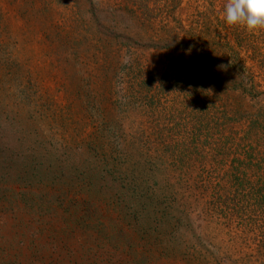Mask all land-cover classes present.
<instances>
[{
    "label": "rangeland",
    "instance_id": "rangeland-1",
    "mask_svg": "<svg viewBox=\"0 0 264 264\" xmlns=\"http://www.w3.org/2000/svg\"><path fill=\"white\" fill-rule=\"evenodd\" d=\"M195 7L208 5L0 0V264H264V204L241 202L238 190L232 201L233 155L212 160L207 154L203 164L211 173L195 172V184L178 180L182 172L152 171L154 149L138 141L151 130L149 120L169 138L164 144L175 143L170 129L181 136L190 130L182 109L190 104L189 88L175 85L171 78L179 72L169 68L179 52L157 47L176 44L164 30L187 25ZM135 50L148 55L155 72L151 104L141 102L139 86L131 90L126 71L109 69L117 60L118 67L126 64ZM196 58L200 77L210 72L204 66L221 65L210 54ZM261 85L264 91V78ZM258 98L246 103L264 113V97ZM251 141L256 180L264 177V131ZM247 149L237 151L245 162ZM117 152L134 155L119 167L132 173H119L112 160ZM190 159L203 161L197 152ZM144 163L149 168L142 174ZM223 187L228 192L215 194Z\"/></svg>",
    "mask_w": 264,
    "mask_h": 264
},
{
    "label": "trees",
    "instance_id": "trees-1",
    "mask_svg": "<svg viewBox=\"0 0 264 264\" xmlns=\"http://www.w3.org/2000/svg\"><path fill=\"white\" fill-rule=\"evenodd\" d=\"M205 1L208 5L205 10L199 11L195 7L193 11H189L186 18L187 25L178 22V27L164 30L166 34L168 33L167 30L170 31L167 37L172 36V39H170L175 41L176 44L157 47L179 52L177 58L173 57V65H170L169 68H172V71L179 72V75L175 72L172 73V75L176 74L171 78V80H174V84L181 85L182 83L184 86V83H186L184 89L189 88L187 90L189 93L186 92L184 95L185 99L190 100V104L186 109H182L186 113V117L189 118L190 130L181 136L182 131L179 132L180 129H170L176 131L171 132L170 135L171 140L175 139V143L174 145L169 142L164 144L161 142H166L169 138L167 136L163 137L161 132L156 131V126H152L153 123L149 120L146 123L150 125L151 130L147 129L142 132L141 136L144 140L139 138L138 141L140 140V143L144 141L147 147L154 149L156 160L150 165L152 171H158L164 167L168 171L182 172L180 175L183 176L178 180H183L185 176L187 179L193 180L195 184V172L198 171L199 176L211 173V171L205 169L206 165L203 164L207 154L212 156V160H215L216 156L226 158L233 155L232 164L238 165V170L239 167L243 166L244 170L237 171L236 167L233 169L236 171L233 172V178H230L234 188H230L234 196L232 201L238 196L235 191L238 190L242 191L241 202L245 198V200L248 199V202H253L254 205L264 204V177L256 176V180H254V175L251 173L253 167L251 159L253 160V156L249 152L253 148L251 141L253 134L264 131V113H257L250 108V103H246L248 99L264 97V91H261V80L264 78V29L248 31L241 26H229L221 18L226 0ZM176 2L178 0H172V3ZM185 26L188 27L185 28ZM221 30L226 33L223 35L220 33ZM178 32H183L185 37H181ZM193 32L194 34H192ZM161 38L168 39L164 36H161ZM198 54H210L211 58H214V61H219L221 65L204 66L210 72L200 77L199 67H201V64L195 63ZM147 57L148 55L144 51L135 50L129 53L126 64L118 67L119 60L116 59V66L113 69L109 67L111 72L118 69L127 72L131 90L139 86L143 92L144 97L141 100L143 104L153 102L151 99L153 96H149L150 86L156 79L154 70L148 68L149 61ZM211 67L218 70L214 71ZM238 98L239 100H237ZM212 99L219 103H211ZM92 103L98 110V100H94ZM253 104L258 106L257 101ZM167 111L165 108L162 112L166 113ZM151 112L150 116L152 117L158 113L157 109ZM181 114L182 112H180ZM186 117L183 118L185 123L187 121ZM164 118L173 125L172 117L164 115ZM97 128H99V125L95 127L94 135L99 137L100 133H98ZM226 132L229 136H226ZM103 136L104 139L106 135ZM155 140L158 141V144L152 147L151 145ZM184 140H189L187 145L184 144ZM227 140L229 143H227ZM240 146L248 147L247 151L242 152L247 155L249 161L246 160L245 162L243 159L238 158L240 153L237 151ZM199 148H202V151ZM93 149L97 152L99 158H103V149L99 141H94ZM127 152H117L112 158L114 165L118 166L119 173L123 172L125 175L132 172L123 171L119 167L125 169L124 165L134 157L133 154ZM194 152L202 156L203 161L199 160V163L195 164L190 159L193 157ZM108 156L110 157V155ZM217 162L215 163L217 165L223 164V160ZM260 164L264 165V158H261ZM200 167L201 169H197ZM148 168L149 166L147 167L145 163L142 164L141 173L144 174L145 169ZM213 170L215 171V168ZM140 180V182H144L142 181V175ZM223 190L228 192V189L223 187L218 188L215 194H223ZM141 194L140 196H142ZM143 194L147 196L145 193Z\"/></svg>",
    "mask_w": 264,
    "mask_h": 264
},
{
    "label": "clouds",
    "instance_id": "clouds-1",
    "mask_svg": "<svg viewBox=\"0 0 264 264\" xmlns=\"http://www.w3.org/2000/svg\"><path fill=\"white\" fill-rule=\"evenodd\" d=\"M221 18L248 31L264 29V0H226Z\"/></svg>",
    "mask_w": 264,
    "mask_h": 264
}]
</instances>
